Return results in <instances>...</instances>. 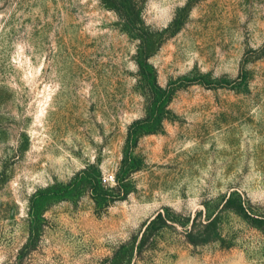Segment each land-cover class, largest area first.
Segmentation results:
<instances>
[{
  "label": "rangeland",
  "instance_id": "obj_1",
  "mask_svg": "<svg viewBox=\"0 0 264 264\" xmlns=\"http://www.w3.org/2000/svg\"><path fill=\"white\" fill-rule=\"evenodd\" d=\"M133 241L130 264H264V0H0V264Z\"/></svg>",
  "mask_w": 264,
  "mask_h": 264
},
{
  "label": "trees",
  "instance_id": "obj_2",
  "mask_svg": "<svg viewBox=\"0 0 264 264\" xmlns=\"http://www.w3.org/2000/svg\"><path fill=\"white\" fill-rule=\"evenodd\" d=\"M136 129H132V131L130 132V138H134L136 137ZM126 172L124 174V177L122 176V178L120 180H118V185L114 186L112 189L108 190L107 195L108 196H104L106 198L109 197V200L111 199H115L114 197H123L127 194V190L125 188V184H124V179H126ZM91 183V182H90ZM93 193H101V191L103 192L105 189L103 188L102 185H98V181L97 184L96 182L93 184L91 183L90 185ZM174 222V218H172L169 214H166L163 211H159L148 223V225L146 226L145 230L143 231L142 235H141V240L138 243V246L140 245L141 247L143 246V244H145V242L149 241V239L152 237V235L154 234V232L159 228L158 224H160V222ZM213 221V218H211L210 216H208V218L205 220L204 225L208 226L209 224H211V222ZM183 226L185 227V231L188 235L193 236L195 235V223L192 222V224H188L187 222H182ZM134 241L132 242V244L130 246H127L126 244L120 246V248H118V250H116V252L114 253V262L112 264H130L131 262V257L132 254L134 253V248L135 246L133 245Z\"/></svg>",
  "mask_w": 264,
  "mask_h": 264
}]
</instances>
